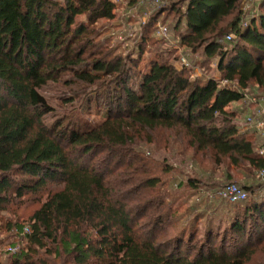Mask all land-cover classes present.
<instances>
[{
    "label": "trees",
    "instance_id": "16d2710c",
    "mask_svg": "<svg viewBox=\"0 0 264 264\" xmlns=\"http://www.w3.org/2000/svg\"><path fill=\"white\" fill-rule=\"evenodd\" d=\"M245 1L168 2L142 26L141 40L125 45L93 37L101 20L121 26L112 0H0V213L51 180L63 184L47 192L30 217L26 245L0 264H56V257L66 264H264V199L230 205L215 195L224 227L214 222L209 204L196 200L193 220L173 229L178 208L157 191L160 178L139 144L156 143L166 131L179 152L199 162V154L210 156L213 172L247 189L259 186L251 182L264 168L257 137L241 132L240 113L232 108L243 95L217 81L254 84L264 94V0L243 28ZM167 8L181 45L200 53L195 63L202 68L213 71L216 62L218 78L174 67L176 50L154 36ZM230 33L233 40L225 41ZM148 42L157 56L142 73ZM59 81L95 86L97 103L104 97L107 105L104 119L49 121L54 107L40 89ZM87 154L103 155L102 163L84 162ZM135 159L143 163L133 177ZM201 183L189 182L193 188Z\"/></svg>",
    "mask_w": 264,
    "mask_h": 264
},
{
    "label": "rangeland",
    "instance_id": "374dc122",
    "mask_svg": "<svg viewBox=\"0 0 264 264\" xmlns=\"http://www.w3.org/2000/svg\"><path fill=\"white\" fill-rule=\"evenodd\" d=\"M178 1V0H172ZM127 0H123L122 4L124 9L127 8L126 3ZM170 3V0H169ZM122 7V6H121ZM170 7V6H169ZM167 8L166 14L163 17L167 20H162L161 23H168L170 25L174 24L175 16L174 13L168 11ZM166 16V17H165ZM112 23L110 22H103L102 20L99 24L96 25L97 32L93 35V37L101 43H106L107 39L110 38L112 43H116V41L123 42L125 41L126 44H134L141 40V37L131 28L130 32L124 33L126 38L122 41L118 38L111 35V28ZM115 28V27H114ZM116 30L118 28H115ZM234 37V35H233ZM157 38V37H155ZM158 39V38H157ZM173 40V39H172ZM147 43L146 52H145V59L140 63L139 69L142 73L146 72L150 67L149 63L153 58H156L157 54L149 52V50H153V45ZM167 48L173 47V44L169 42L166 45ZM198 56L193 58L192 63H195V60ZM197 74L201 75V77H207L215 75L217 73L216 69V62H214L211 66L212 70H208V68H202L199 65L197 66ZM137 71V72H138ZM218 74V73H217ZM70 75H65L66 79H70ZM200 77V76H198ZM132 85V84H131ZM230 85V84H229ZM138 87L137 85H135ZM235 87V85H232ZM79 88V87H78ZM76 84L67 85L63 82H49L47 85L42 87L40 91L46 96L48 102L54 107V113L50 114L48 117L49 121H54L60 117L67 116L68 118H76L79 120H83L85 122H91L92 124L100 123L107 111V105L104 104V97H100L99 103H97V91L95 90V86L89 87L87 89L80 88L78 89ZM251 92H259L262 93L256 85L251 84L249 86ZM86 90V91H85ZM101 90H106L101 88ZM263 94V93H262ZM72 98V100L70 99ZM234 110H239V103L236 105H232ZM240 112V111H238ZM242 117L238 118V121L241 120ZM240 122V121H239ZM242 132V131H241ZM168 135L166 131L160 132L157 134L156 143L153 144H146L142 142L143 147L140 148L144 150V155L146 156L148 166L152 167L151 174L153 176H157L160 178V182L158 184V190L160 191L163 196L168 194L167 206L171 204L174 200L173 207L175 209L178 208L177 213L174 215L177 219L175 222V226L173 229L177 227H184L185 224L190 223L194 218V212H196V205L197 206H208L211 210H214L216 213L215 215H211L214 218V222L220 223L222 227L228 224L226 219H223L224 216L222 212H220L219 208L216 209V206L219 204L220 200L215 198L216 194H214L216 186H222L228 184L231 180L227 179L223 173L220 171L213 172V161L210 159V156L202 157L199 154V160L201 162L195 161L193 154L191 152L180 151L179 152V144L174 141H168ZM166 139V140H165ZM175 144L174 148H169L171 145ZM138 148V149H140ZM103 160V155L93 157L92 155H86L83 158V161L86 163L91 164H101ZM139 160V159H138ZM116 160H114L111 164L112 168L116 166ZM143 160L133 162L130 171H133V177L137 176V166L142 164ZM103 165L104 162H103ZM212 166V169L210 168ZM211 170H210V169ZM203 169H208V175L204 176L201 175V172L204 171ZM236 172V171H235ZM237 175V174H236ZM147 176V175H146ZM240 178L243 175L239 176ZM16 179L21 178V175L17 173L15 175ZM201 178V185L196 186L193 188L190 186L189 182L193 179ZM254 186L259 185L262 189L254 188V192L261 190L263 193L262 196L258 197L259 199H264V187L261 185L260 180L255 177L251 180ZM231 183V182H230ZM200 184V183H199ZM239 184V183H238ZM63 184L58 181H49L46 188L37 193H27L22 198H15L8 207L0 213V261L1 262H8L10 260V256L12 253L8 251L9 246L12 245H19V250L26 245V241L24 237L20 235L19 229L16 227L19 224L28 225L31 229L30 217L33 215L36 209H38L41 204L45 201L47 197V192L52 190V192L62 188ZM150 192V191H149ZM249 197L255 198V193ZM151 191L150 195H153ZM196 194V195H195ZM217 199V200H216ZM196 200L197 203H196ZM200 200L208 201V202H199ZM248 200V199H247ZM226 202V201H223ZM193 203H196L192 206ZM227 203V202H226ZM229 203V202H228ZM215 204V205H214ZM230 205L233 203H229ZM167 208V207H166ZM165 208V209H166ZM187 208V210H186ZM190 208V209H189ZM208 208V207H207ZM193 211V212H192ZM219 219V220H218ZM204 226H202V229ZM201 229V230H202ZM167 230V227H166ZM31 232V231H30ZM65 258V257H64ZM66 259V258H65ZM61 257L55 258L56 264H66L67 259L65 260ZM253 264V262L249 263Z\"/></svg>",
    "mask_w": 264,
    "mask_h": 264
},
{
    "label": "built area",
    "instance_id": "2783aa9c",
    "mask_svg": "<svg viewBox=\"0 0 264 264\" xmlns=\"http://www.w3.org/2000/svg\"><path fill=\"white\" fill-rule=\"evenodd\" d=\"M116 4H120L123 2V0H112ZM169 0H148L149 8L143 12L141 15V19L138 23V26L135 27L136 33L141 37L142 33V26L145 25L151 16L152 13L155 11L161 9L164 7ZM252 8L251 3L246 2V4L243 6V11L247 12ZM125 10V9H124ZM123 15V22L121 24V28L116 30L115 28H111V35L118 38L119 40H125V32L129 33L131 28H125L126 21L125 19H130L131 16H133L131 10L124 11ZM243 27L248 25V21H244L242 23ZM154 36L157 37L159 40H163L166 43L171 42L173 44L174 48V42L171 37V27L167 23H161L159 22L154 30ZM233 40V34H227L225 37V41H232ZM176 49L179 51L178 56L175 59L173 65L177 70H182L184 68H191L192 63L190 59L188 58V54L185 52L184 49H181L180 47L176 46ZM195 77H198L201 75H198L197 73L194 74ZM208 77V76H207ZM222 86H227L232 89L239 90L245 101L250 105L251 112L247 115L242 117L241 120L238 121V126L242 132H251L256 129L262 130L261 132V138L262 140L259 142L257 151L258 154L264 158V94L259 92H251L249 87L247 88H241L238 86L237 83L234 81H229L225 78H218L217 80ZM230 84V85H229ZM232 85H235L233 87ZM257 178L260 180L261 185L264 187V168H261L257 170L256 172ZM262 189L261 187H258ZM254 192L253 189H247L242 187L241 185L231 182L226 185L222 186H216L214 194H216L218 197L223 199L226 202L235 203L247 200L252 193ZM255 198H258L263 195L261 193V190L254 192ZM31 231L30 226L25 225L23 231H19L20 235L26 239V235L29 234ZM1 250V249H0ZM8 251L10 253H16L19 251V245H12L9 246Z\"/></svg>",
    "mask_w": 264,
    "mask_h": 264
},
{
    "label": "crops",
    "instance_id": "0c3cea01",
    "mask_svg": "<svg viewBox=\"0 0 264 264\" xmlns=\"http://www.w3.org/2000/svg\"><path fill=\"white\" fill-rule=\"evenodd\" d=\"M172 0H170V2H171ZM261 1L262 0H246L243 4H242V6H241V9L243 10V6L246 4V2H249V3H251V5H252V8L249 10V11H247V12H244L243 11V19H242V21H241V26L243 27V25H242V23L244 22V21H248V24H249V22H250V20H252V19H254V18H256V17H258V15H259V13L261 12V6H260V4H261ZM126 4V6H127V8L124 10V7H123V4L122 3H120V4H116L117 5V11H118V13H119V15H121V24H122V22H123V13H124V11H128V10H131V12H132V14H133V16H131V18L130 19H125V20H127L126 21V25H125V28H132V29H134V31H135V27L136 26H138V23H139V21H140V19H141V15L143 14V12L145 11V10H147L148 8H149V3H148V0H127V2L125 3ZM122 6V7H121ZM163 19H164V17H162ZM160 22H162V21H160ZM159 23V22H158ZM168 24V23H167ZM170 27H171V37H172V39H173V42H174V45H175V50H176V57H175V59L177 58V56H178V50L176 49V46H178V47H180L181 49H184L185 50V52L188 54V58L190 59V61H191V63H192V61H193V58L194 57H196V56H199L200 55V53H198V54H192L189 50H187L184 46H182L181 45V43H180V34H181V32H179L180 34H175V30H174V27H173V24L172 25H170V24H168ZM248 26V25H247ZM244 27H246V26H244ZM243 27V28H244ZM121 28V26L118 28V30ZM184 31V30H183ZM182 31V32H183ZM136 32V31H135ZM177 33V32H176ZM174 47V46H173ZM175 59L173 60V63H174V61H175ZM197 66L198 65H195L194 63H192V67H191V70H192V72H193V75L194 74H196L197 73ZM216 68H217V64H216ZM216 69H214V71H215ZM217 71V70H216ZM217 73H218V71H217ZM217 73H214L215 75H212V76H214V77H217L218 78V75H217ZM209 76V75H208ZM243 101L244 102H242V101H236V102H233L232 103V105L234 106V105H236L237 103H239V110H237V111H240L239 113H240V117H244V116H247L250 112H251V110H250V105L247 103V101H245V99H243ZM261 132H262V130H258V129H256V130H254V131H251L250 133H252V134H254V135H256V137H257V142L259 143L261 140H262V138H261Z\"/></svg>",
    "mask_w": 264,
    "mask_h": 264
}]
</instances>
